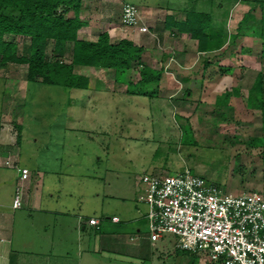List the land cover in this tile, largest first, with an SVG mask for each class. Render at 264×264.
Listing matches in <instances>:
<instances>
[{
  "label": "crops",
  "instance_id": "0c3cea01",
  "mask_svg": "<svg viewBox=\"0 0 264 264\" xmlns=\"http://www.w3.org/2000/svg\"><path fill=\"white\" fill-rule=\"evenodd\" d=\"M127 1L135 3L132 0H82L79 15L84 24L78 30V37L93 40L97 39L101 32L108 31L113 41L130 38L144 47V61L153 68L162 70L160 81L152 87L155 89L154 96L140 94L150 98L147 103L153 106L158 113L157 118L160 123L157 128H162L164 114H166L165 119H167V114H172L173 125L181 128L183 132V141L184 134L194 127V120L198 122L202 118L217 119L222 122L240 120V118L246 120L243 118L244 109L250 110L252 109L250 107L261 110L259 116L262 124V99L256 92L253 97L249 96V90L242 87L245 77L242 73L237 74L236 72L240 69L237 63H241V57H257L252 53L254 54V51L259 48H262L261 57H264V20L255 19L261 13L264 14L262 10L259 14L257 10L252 9L253 5L246 4V7L250 8L246 13L244 12L241 17L236 13L234 21L236 24L241 23L238 29L246 24L250 25V28L244 27L245 35L241 36L240 42L235 41L232 44L224 42L220 47L200 50L198 39L180 30L178 22L184 20L190 10H202L195 7V2L205 5L211 3L212 7L207 12H210L215 19L213 20L214 25L226 33L223 18L226 16V2L229 0H173L172 2L169 0L165 4L160 3L159 0H139L137 6L140 23L148 26L146 31L140 30L138 26L130 27L121 22L122 7ZM245 1L251 2V0ZM256 21L261 24L259 29L254 27ZM11 36L20 37V35H10V38ZM23 37L29 42L26 44L29 47L31 38ZM18 44L20 47L19 42ZM196 53L203 54L204 58L203 62H200L202 67L194 70L195 67L191 66ZM227 60L235 62H226ZM254 62L257 63V61ZM234 64L237 66L233 69L236 75L230 72H217L221 66H235ZM218 65H220L219 68ZM79 67L81 68L78 71L88 75L90 80L89 86L82 88L89 91L88 94L84 92V95L88 97L89 102L94 103L91 107L85 104L84 109L106 110L110 106L105 105L115 103L117 97L126 102L128 107L139 103L132 101L131 97L140 95L127 91L126 83L131 79L129 76L120 81L117 79L114 68L91 65H80ZM105 69L113 72L109 80L112 85L115 86V83L119 82L121 88H110L111 90L108 91L103 84H100L104 75L99 71ZM3 75L0 74L6 82L3 87L8 90H4L3 95L6 99L2 101L1 111H10L11 108V111L21 119L22 101L27 95L29 85L27 70L23 76L18 74L17 76L14 73L6 74L7 77ZM257 77L258 74L254 81ZM110 98H113L112 101ZM73 99L72 108L78 102L77 98ZM155 119L153 121H156ZM19 122L20 120L15 121L16 125ZM4 124L0 122V157L7 158L9 155L18 153L20 164L27 166L31 175L29 179L22 181L20 172L16 169L14 190L16 191L17 186L23 185L24 205L22 207L15 208L13 200L0 198V264H102L98 254H101L106 262L110 261V264H210L213 262L203 254L180 248L178 245L174 249L157 244L155 241L159 238L152 240L149 237L147 204L143 202L146 212L142 213V218L130 215L124 221L117 212L110 215V211L103 204L101 207L96 205L92 213L85 211L81 202L84 197L78 196L77 189L71 186L63 187L61 184L64 175L67 176L68 172L70 176H74L75 173L72 171L77 167L81 168V164L74 167L72 166L73 160H71L66 165L62 159L64 157H59L60 163L54 161L55 164L50 162L41 165V162H37L35 166L29 165L26 160L24 164L19 151L21 139L12 141L10 137H3ZM67 130L71 133L65 132L66 143H69V140L70 143L79 140L80 131L77 126L70 124ZM99 133L104 137V133L109 132L103 130ZM58 141L59 144H66L65 140ZM158 150L156 149V152ZM49 158L51 161V154L48 155L47 160ZM94 159L97 163H93L92 158L88 159L87 168L89 171H97L101 177L98 183L103 182L104 184L110 171V163H108L110 154L98 155ZM151 162L152 158H147L144 164L150 166ZM66 167L69 168L68 171ZM165 167L164 164H152V173L168 172ZM186 167H188L187 164L184 168ZM49 175H52V179L48 178ZM47 184L48 188H46ZM103 186L104 188L95 190V196L105 195L110 201V192L106 190L110 188V185ZM249 189L259 188L253 185ZM114 215H118L120 220H113ZM90 217H98L100 227L89 223ZM139 219H145L147 232L143 231V225L138 224L136 231H133L132 226Z\"/></svg>",
  "mask_w": 264,
  "mask_h": 264
},
{
  "label": "rangeland",
  "instance_id": "374dc122",
  "mask_svg": "<svg viewBox=\"0 0 264 264\" xmlns=\"http://www.w3.org/2000/svg\"><path fill=\"white\" fill-rule=\"evenodd\" d=\"M132 1L136 5L139 3V0ZM168 1L159 0L162 4ZM246 4L253 5L252 9L257 10L259 14L262 11L264 13V1L262 0H251V2L245 0L227 1L226 16L223 18L225 21L223 26L226 28L227 36L225 43L240 42L241 36L245 35L243 32L244 27L250 28V25L246 24L238 29L241 23L236 24V21H234L236 13L240 14L241 17L244 12L246 13L250 9L249 6L246 7ZM194 5L196 8L206 11L212 7L211 3L205 5L201 2H195ZM255 19L258 21L264 20V14L261 13ZM213 20L215 21V19ZM216 22L219 21L216 20ZM254 25L256 29L261 27V24L257 21L254 22ZM11 39L20 43V53H29L26 45L29 42L25 37L22 35L20 37L11 36ZM53 45L54 42L50 39L47 48L49 57H53ZM261 49L259 48L254 51V54L252 53L257 57H241V63H237L240 68L236 71L237 74L242 73L245 77L242 87L249 90V92H251L257 74L262 75L264 86V57H261ZM71 55L72 42L69 43L65 58L70 61ZM203 58V54L196 53L191 67H195L194 70L201 68ZM232 61L227 60L226 62L231 63ZM254 61H257V63ZM8 64L9 66H7ZM234 65H232L233 69L237 67L236 64ZM79 66L75 65V71H80L81 67ZM140 66L135 65L133 69L125 71V76L128 75L132 79L126 83L128 86L132 84L134 87L137 83ZM219 67L220 65H218ZM222 67L216 71L223 73ZM26 70H28V63L13 64L8 62L6 65L0 66V74H4L3 76L6 77L12 73L23 76ZM236 72L233 70L230 73L236 75ZM99 73L104 75V79L100 81V84H103L105 89L110 91L111 89L121 88L119 82H116L113 86L112 82L109 81L110 75H113L110 69L99 71ZM5 83L0 76V122L5 123L2 136L10 137L12 141H15L18 139L19 128L21 129L19 151L24 164H26V161L29 165L35 166H37V162H41V165L50 162L55 164L54 161L60 163L59 157H64L62 159L66 165L71 160H73V163L70 162V164L72 163L74 167L81 164V168L76 166L77 168L72 171L75 173L74 176H70L67 172V176L64 175L61 184L63 187L71 186L77 189L78 196L84 197L81 202L85 211L92 213L96 205L101 207V204H103L110 211V215L117 212L122 216L123 221L129 218L130 215L142 218V213L146 212V206L138 201V195L142 187V183H139V177L144 173H152V164H164L169 173L181 172L187 164L188 167L186 168L200 173L208 180L219 184L226 191L235 194L244 191V189H247V191L252 190L249 187L251 188L253 185L259 189L264 188V146L262 144V142L264 143V128L259 116L261 114L260 109L255 110L254 107H250L252 108L250 110L244 109L243 118L246 120L242 118L227 122L203 118L199 122L194 120V127L184 134L182 141L183 132L181 128L173 125L172 114H167V119H165L166 114H164L162 128H157L160 123L157 118L158 113L153 106H149V103H147L150 98L140 94V96L131 97L132 101L139 102L137 105L128 107L126 102L117 97L118 102L115 99V103L105 105L110 106L106 109L107 111L105 109L96 111L94 109H84L85 104H88V107L94 105L84 95V92L89 93L85 89L29 81L27 95L22 101L23 113L21 119H19L14 114L15 112L11 111V108L10 111H1L2 101L6 99L3 93L4 90H8V88L3 87ZM147 86L152 88L154 83H149ZM249 96H252L251 93ZM73 98L78 100L74 108H72ZM110 99L112 101L113 98ZM73 109L75 110L73 111ZM154 119L156 121H153ZM18 120L20 122L16 125L15 121ZM166 120L169 122L167 123ZM70 124L77 126L78 131H80L78 134L79 140L72 141V143L69 140V143H66L67 136L65 132L71 133L67 130ZM103 130L109 132L104 133V137L99 133H102ZM128 132L130 133L128 134ZM257 137H262L258 140L259 143L256 142ZM61 139L65 140L64 143L66 144H59L58 140ZM156 149L159 150L156 152ZM49 154L52 156L51 161L50 158L47 160ZM106 154H110V161H108L110 171L106 177V182L103 184V182L98 183L101 179L100 174L95 170L89 171L87 163L88 159L91 160V158L93 163H97L94 158ZM145 158H152L150 166H145ZM5 159L0 157V198L13 200L16 168L6 166L3 163ZM66 168V171H68L69 168ZM48 178L52 179V175H49ZM108 184L110 188H106V190L110 192V201L105 195L95 196L96 189L104 188L103 185ZM46 188H48V184ZM137 224L143 225V231L147 232L145 219H139L132 226L134 232ZM178 241L179 236L177 234L165 232L155 242L175 249ZM98 256L100 263L110 264V261L106 262L101 254H98ZM221 262V260H216L210 264H220Z\"/></svg>",
  "mask_w": 264,
  "mask_h": 264
},
{
  "label": "trees",
  "instance_id": "16d2710c",
  "mask_svg": "<svg viewBox=\"0 0 264 264\" xmlns=\"http://www.w3.org/2000/svg\"><path fill=\"white\" fill-rule=\"evenodd\" d=\"M81 5L82 0H0V66L8 62L28 63L29 81L67 88H87L89 76L75 71V65L114 68L120 81L128 77L125 71L141 65L136 86L129 84L127 91L151 96L155 94V89L149 88L147 84H157L162 77V70L144 61L142 45L130 38L113 41L108 31L101 32L93 40L78 37V30L84 24L79 15ZM178 26L189 36L198 39L200 50L220 47L226 41V33L214 25L212 14L207 11H188L187 17L178 22ZM10 35L29 36V53H20L18 42L9 38ZM50 39L54 42L53 57L47 55ZM70 42L72 58L68 61L65 55ZM222 70L223 73H229L233 68L223 66ZM251 90L252 96L256 92L262 99L264 128V86L261 74H258ZM19 131L20 140V128ZM260 138H256L257 143Z\"/></svg>",
  "mask_w": 264,
  "mask_h": 264
},
{
  "label": "built area",
  "instance_id": "2783aa9c",
  "mask_svg": "<svg viewBox=\"0 0 264 264\" xmlns=\"http://www.w3.org/2000/svg\"><path fill=\"white\" fill-rule=\"evenodd\" d=\"M121 22L130 27L140 23L138 6L125 2ZM3 163L15 167L22 181L31 171L20 164L18 154ZM142 191L138 201L147 204L149 237L157 240L165 232L179 236L178 246L203 254L223 264H264V188L232 193L205 176L185 168L178 173L154 172L140 176ZM24 205L23 185L16 188L13 206ZM113 220L120 217L114 215ZM89 223L100 227L98 217Z\"/></svg>",
  "mask_w": 264,
  "mask_h": 264
}]
</instances>
